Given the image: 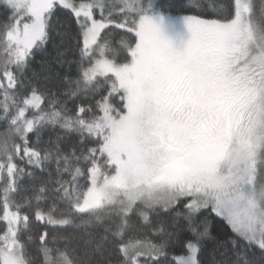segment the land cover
<instances>
[{"label": "snow or ice", "instance_id": "1", "mask_svg": "<svg viewBox=\"0 0 264 264\" xmlns=\"http://www.w3.org/2000/svg\"><path fill=\"white\" fill-rule=\"evenodd\" d=\"M0 264H264V0H0Z\"/></svg>", "mask_w": 264, "mask_h": 264}, {"label": "trees", "instance_id": "2", "mask_svg": "<svg viewBox=\"0 0 264 264\" xmlns=\"http://www.w3.org/2000/svg\"><path fill=\"white\" fill-rule=\"evenodd\" d=\"M157 6L166 12H170L171 14H176L181 10L183 5L186 3V0H156ZM46 58H52L55 56V50L53 47H49L47 53L43 54ZM37 60H40V57H37ZM36 69L39 70V65H36ZM118 99V98H117ZM79 103V101H77ZM211 227L214 235H218L221 237L227 236L231 234V228L227 225L226 222L222 221L219 217H210ZM43 225H36L35 231H42Z\"/></svg>", "mask_w": 264, "mask_h": 264}, {"label": "rangeland", "instance_id": "3", "mask_svg": "<svg viewBox=\"0 0 264 264\" xmlns=\"http://www.w3.org/2000/svg\"><path fill=\"white\" fill-rule=\"evenodd\" d=\"M175 34L177 42H179L181 39L186 41V39L188 38L186 29L183 28L179 23H177L175 26Z\"/></svg>", "mask_w": 264, "mask_h": 264}]
</instances>
